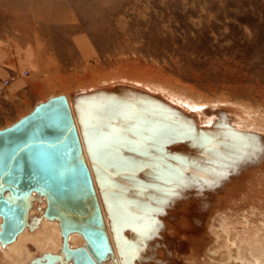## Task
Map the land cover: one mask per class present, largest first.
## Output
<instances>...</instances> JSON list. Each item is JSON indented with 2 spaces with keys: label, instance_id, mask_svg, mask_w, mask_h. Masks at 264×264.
I'll use <instances>...</instances> for the list:
<instances>
[{
  "label": "bare ground",
  "instance_id": "6f19581e",
  "mask_svg": "<svg viewBox=\"0 0 264 264\" xmlns=\"http://www.w3.org/2000/svg\"><path fill=\"white\" fill-rule=\"evenodd\" d=\"M4 2L13 12L43 20L51 17V0ZM41 2L48 8L45 12L38 11ZM107 3L123 4L122 0L97 1L96 6L89 0H74L68 4L102 9L103 28L112 31L114 21L119 19L118 11L110 10ZM59 10L54 11L55 18L63 16L64 7ZM73 17L78 22L75 28L84 24L81 27L85 30L90 25L79 13ZM76 30L84 32L80 28ZM45 36L51 38L47 28L41 27L36 38L44 41ZM69 74L71 77L73 73ZM87 74L88 79L82 83L75 81L73 74L71 82H79L78 85L49 90L42 103L20 116L18 123L5 127L9 129L25 121L51 99H63L92 192V199L89 195L82 196L84 184L79 177H73L78 184L63 196L64 201L59 199L56 203L61 211L59 217L69 222L66 225L49 212L51 200L37 190L24 196L22 211L15 222L18 228L11 237L7 233L12 222L3 229L0 216V248L11 263L17 264L22 252L24 264H134L135 244L165 229L175 230L173 225L178 220L175 211L192 192L210 206L206 216L199 214L205 218L204 238L196 243L199 251L191 264H264V154L257 160L253 155L250 159H254V163L250 159L242 161L246 169L227 178L225 194L221 188H216L220 183L207 184V174L212 169L217 172L225 164L234 168L239 145L236 141L241 137L258 135L256 138L262 146L258 148L264 151V123H257L253 111L241 107V115L237 111L240 107L227 101L223 103V100L187 102L137 70ZM234 144L235 149L229 151ZM246 148L254 150L255 145ZM63 167L68 169L67 162ZM213 188L215 192L211 191ZM196 204L191 205L194 211L200 206ZM63 206L67 211L61 208ZM180 216L176 224L184 229L189 226L187 218ZM95 217L100 235L94 242H100L99 248L80 232L83 228H96ZM197 223L203 225L200 219ZM71 224L75 226L70 228ZM127 229L129 237L125 236ZM108 253L114 258L107 259Z\"/></svg>",
  "mask_w": 264,
  "mask_h": 264
},
{
  "label": "rangeland",
  "instance_id": "374dc122",
  "mask_svg": "<svg viewBox=\"0 0 264 264\" xmlns=\"http://www.w3.org/2000/svg\"><path fill=\"white\" fill-rule=\"evenodd\" d=\"M89 1L96 6L97 1L105 0ZM69 2L74 0H51V17L43 20L10 11L0 0V69L7 71L0 79V129L18 123L22 115L42 103L49 90L74 87L79 84L75 81L86 82L91 71L98 75L128 69L153 77L158 81L155 83L187 102L227 101L240 107L238 112L241 107L253 111L257 123H264V0H122L121 6L107 3L110 10L118 11L119 19L114 21L112 31L103 28L102 9L75 7ZM44 5L41 2L38 11L48 10ZM61 7L65 9L63 16L55 18L54 11ZM76 13L90 24L85 30L81 27L84 24L77 27L84 32L75 28ZM125 25L127 30L123 29ZM41 27L50 32L46 42L36 38ZM70 72L75 75L73 82ZM11 73L18 76L16 86L8 85L11 78L5 79ZM256 136L253 133L236 141L239 145L234 168L225 164L217 172L212 169L207 184L220 183L222 187L216 188L225 194L227 178L246 169L242 161L253 155L256 160L263 156ZM248 145H255V149H244ZM234 149L235 144L229 151ZM211 191L215 192L214 188ZM200 199L190 192L175 211L176 222L184 215L189 226L181 229L175 222L172 232L165 229L135 244L134 264L193 263L199 251L196 243L204 238L205 218L199 214L206 216L210 206ZM192 203L199 208L194 211ZM199 219L203 225L195 224ZM125 233L129 237L128 229ZM5 255L0 248V264H14ZM24 257L19 252L16 263L24 264ZM112 258L108 253L107 259Z\"/></svg>",
  "mask_w": 264,
  "mask_h": 264
},
{
  "label": "water",
  "instance_id": "95a60500",
  "mask_svg": "<svg viewBox=\"0 0 264 264\" xmlns=\"http://www.w3.org/2000/svg\"><path fill=\"white\" fill-rule=\"evenodd\" d=\"M73 126L66 103L56 98L45 105L41 104L25 121L0 130V216L3 229L11 222L13 224L7 233L8 237L18 228L15 222L28 192L37 190L49 198V212L58 218L61 211L57 209L56 203L59 199L64 201L63 196L73 191V186L78 184L73 177H79L84 184L82 196L89 195L92 199L86 168L78 156ZM64 162H67L68 169H64ZM9 197L14 200L9 201ZM61 208L67 211L64 206ZM77 218L81 219V216L77 215ZM60 219L64 225L69 223L64 218ZM95 223L96 228L76 230L91 239L90 244L99 248L100 242H94L100 235L96 217ZM74 226L71 224L69 227Z\"/></svg>",
  "mask_w": 264,
  "mask_h": 264
},
{
  "label": "crops",
  "instance_id": "0c3cea01",
  "mask_svg": "<svg viewBox=\"0 0 264 264\" xmlns=\"http://www.w3.org/2000/svg\"><path fill=\"white\" fill-rule=\"evenodd\" d=\"M6 73H7L6 70L0 69V79L3 80V78H4V74L6 75ZM17 77H18V76H17L15 73H11V74H8V76H6L5 79H6V78H11L12 81H10L8 85H9V86H16V85H17V82H16V81H17V80H16ZM8 85H7V86H8Z\"/></svg>",
  "mask_w": 264,
  "mask_h": 264
},
{
  "label": "built area",
  "instance_id": "2783aa9c",
  "mask_svg": "<svg viewBox=\"0 0 264 264\" xmlns=\"http://www.w3.org/2000/svg\"><path fill=\"white\" fill-rule=\"evenodd\" d=\"M6 83H7V81H4V82H3V84H6Z\"/></svg>",
  "mask_w": 264,
  "mask_h": 264
}]
</instances>
